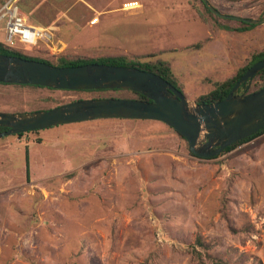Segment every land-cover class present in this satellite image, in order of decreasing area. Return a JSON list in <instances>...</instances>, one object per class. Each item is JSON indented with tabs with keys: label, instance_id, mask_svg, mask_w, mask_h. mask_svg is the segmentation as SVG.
Returning a JSON list of instances; mask_svg holds the SVG:
<instances>
[{
	"label": "rangeland",
	"instance_id": "rangeland-1",
	"mask_svg": "<svg viewBox=\"0 0 264 264\" xmlns=\"http://www.w3.org/2000/svg\"><path fill=\"white\" fill-rule=\"evenodd\" d=\"M124 1L23 0L50 37L31 53L53 61L155 54L146 59L171 62L195 102L264 50L263 23L212 15L200 0L113 10ZM211 2L264 18V0ZM95 8L109 9L91 26ZM97 97L135 94L0 83V111ZM213 257L264 264V132L209 159L156 120L98 118L0 138V264H214Z\"/></svg>",
	"mask_w": 264,
	"mask_h": 264
},
{
	"label": "water",
	"instance_id": "water-1",
	"mask_svg": "<svg viewBox=\"0 0 264 264\" xmlns=\"http://www.w3.org/2000/svg\"><path fill=\"white\" fill-rule=\"evenodd\" d=\"M203 1L218 16L264 24V18L228 14L215 7L210 0ZM263 69L264 58L246 70L224 99L198 103L192 102L182 90L161 75L137 67L95 62L56 66L0 53L2 83L69 90L123 89L139 92L150 99L97 97L42 110L0 111V126L8 128L0 131V138L98 118L156 120L182 134L195 156L212 158L227 146L264 128V87L246 93L255 75Z\"/></svg>",
	"mask_w": 264,
	"mask_h": 264
},
{
	"label": "trees",
	"instance_id": "trees-1",
	"mask_svg": "<svg viewBox=\"0 0 264 264\" xmlns=\"http://www.w3.org/2000/svg\"><path fill=\"white\" fill-rule=\"evenodd\" d=\"M205 9L212 15H216L213 13L209 7L205 4L203 0H200ZM22 8H24L23 3L20 1ZM218 8V7H217ZM25 9V8H24ZM219 9V8H218ZM201 44H197V46H200ZM30 47V49H27V47ZM34 46L26 43H20L19 45L15 46H10L7 43H5L3 40H0V53L7 54V55H12V56H19L23 58H28V59H36L39 61H45L47 63L56 65V66H73V65H81V64H86V63H106V64H112V65H121V66H132V67H137L143 70H148L155 72L171 83H173L175 86H177L180 90L181 87L178 85L176 75L173 71V67L171 62L164 60L162 58H158L156 61H151L149 59H146L150 56H155V54H148V55H139L135 57H129L127 55H115V56H105V57H99V58H85V57H76V58H67L64 56H61L57 61H53L48 58L44 57H39L31 53L32 50H34ZM264 58V50L255 52L252 54L251 59L242 67H240L235 74H233L231 77L226 78L225 80L222 81H217L213 84V88L208 91L207 93L201 94L196 98V101L198 103H212L215 101H220L224 99L232 87L235 85V83L239 80V78L246 72V70L252 66L256 61ZM19 85V84H18ZM21 86H37V87H43L39 85H29V84H20ZM252 86V88H250ZM251 86L247 90V93H250L252 91H256L262 87H264V69L261 70L257 75L252 80ZM244 86L243 88H245ZM50 88V87H48ZM52 89V88H50ZM113 90L116 92L119 91H124L123 89H93V90H80L84 92H91V91H109ZM129 92L135 94L136 99H142V100H150L148 97L145 95L128 90ZM183 91V90H182ZM78 100V99H77ZM74 101V100H73ZM71 102V101H70ZM61 105V104H59ZM58 106V105H57ZM52 108V107H50ZM5 129L3 127H0V130ZM38 131V130H34ZM30 132V131H29ZM264 132V128L256 132L255 134L246 137L245 139H242L234 144H231L227 146L222 153L225 154L231 150H233L235 147L240 145L241 143L248 141ZM24 133L17 134V135H23ZM16 135V134H15ZM192 153V152H191ZM193 154V153H192ZM194 155V154H193ZM195 156V155H194ZM197 157V156H196ZM217 157V156H215ZM209 159V158H206ZM30 176V166H29V161H27V177L29 178ZM74 176V173H70L68 177ZM199 244L204 247V248H209L208 245L201 240V238L198 239ZM198 254H200L198 251H196ZM214 258V264H228L227 261L218 258V257H213Z\"/></svg>",
	"mask_w": 264,
	"mask_h": 264
},
{
	"label": "built area",
	"instance_id": "built-area-1",
	"mask_svg": "<svg viewBox=\"0 0 264 264\" xmlns=\"http://www.w3.org/2000/svg\"><path fill=\"white\" fill-rule=\"evenodd\" d=\"M0 31L4 35L2 40L15 47L20 43L36 47L38 43L50 39L44 28L30 23L20 0H0Z\"/></svg>",
	"mask_w": 264,
	"mask_h": 264
},
{
	"label": "crops",
	"instance_id": "crops-1",
	"mask_svg": "<svg viewBox=\"0 0 264 264\" xmlns=\"http://www.w3.org/2000/svg\"><path fill=\"white\" fill-rule=\"evenodd\" d=\"M21 2L23 1V0H20ZM211 1V0H210ZM148 3V1L147 0H126V1H124L123 3H122V5H121V7H116V8H113V10L114 9H123V10H135V9H140V8H143V5L144 4H147ZM212 3V2H211ZM213 4V3H212ZM214 5V4H213ZM215 6V5H214ZM216 7V6H215ZM96 9V8H95ZM108 9L109 8H107V9H105V10H97L96 9V11H97V15H95V16H93L92 18H91V20L89 21V24L91 25V26H93V25H96V24H98L99 22H100V15H101V13L102 12H104V11H108ZM23 10H24V12H25V14L28 16V18L30 17V13L28 14V10H25L24 8H23ZM32 19H34L35 17L33 16V17H31ZM29 20H30V18H29ZM30 23L32 24V25H34V26H36V27H39V28H44V26L42 25V24H34L31 20H30ZM205 24H207V23H205ZM209 38H212V35L210 34V36H209ZM199 43V42H198ZM198 43H195V44H198Z\"/></svg>",
	"mask_w": 264,
	"mask_h": 264
},
{
	"label": "flooded vegetation",
	"instance_id": "flooded-vegetation-1",
	"mask_svg": "<svg viewBox=\"0 0 264 264\" xmlns=\"http://www.w3.org/2000/svg\"><path fill=\"white\" fill-rule=\"evenodd\" d=\"M220 10V9H219ZM223 12V11H222ZM0 83H2V82H0ZM246 93H247V91H246ZM1 127V126H0ZM3 128H5V129H2V130H0V131H5V130H7L8 128L7 127H3Z\"/></svg>",
	"mask_w": 264,
	"mask_h": 264
},
{
	"label": "bare ground",
	"instance_id": "bare-ground-1",
	"mask_svg": "<svg viewBox=\"0 0 264 264\" xmlns=\"http://www.w3.org/2000/svg\"><path fill=\"white\" fill-rule=\"evenodd\" d=\"M228 44V43H227Z\"/></svg>",
	"mask_w": 264,
	"mask_h": 264
}]
</instances>
